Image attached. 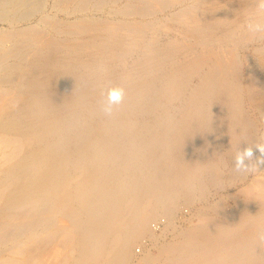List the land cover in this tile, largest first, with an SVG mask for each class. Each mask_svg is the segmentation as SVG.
<instances>
[{
    "label": "bare ground",
    "instance_id": "obj_1",
    "mask_svg": "<svg viewBox=\"0 0 264 264\" xmlns=\"http://www.w3.org/2000/svg\"><path fill=\"white\" fill-rule=\"evenodd\" d=\"M46 4L0 0V264H264V0Z\"/></svg>",
    "mask_w": 264,
    "mask_h": 264
},
{
    "label": "clouds",
    "instance_id": "obj_2",
    "mask_svg": "<svg viewBox=\"0 0 264 264\" xmlns=\"http://www.w3.org/2000/svg\"><path fill=\"white\" fill-rule=\"evenodd\" d=\"M253 31L261 30V26L257 25H250L249 26ZM123 98V90L122 89H109L107 95V102L102 106L101 111L104 115H111L113 111V105L119 103ZM258 149V148H257ZM258 155L261 157L262 162L259 167L264 168V153L260 149H258ZM253 148L252 147H245L243 150L238 151L235 155V169L237 171H250L252 169L249 168V165L246 161L253 158Z\"/></svg>",
    "mask_w": 264,
    "mask_h": 264
},
{
    "label": "rangeland",
    "instance_id": "obj_3",
    "mask_svg": "<svg viewBox=\"0 0 264 264\" xmlns=\"http://www.w3.org/2000/svg\"><path fill=\"white\" fill-rule=\"evenodd\" d=\"M49 2V3H48ZM50 3H51V0H47V4H46V10H48L49 12H51V13H54L53 11L54 10H52L51 8H50ZM59 15L62 17V15H61V13H59ZM36 15H34V16H32L31 18H29L28 20H26V21H23L22 22V24L24 25V24H26V23H31V22H33V21H35V19H36ZM29 21V22H28ZM0 26H2V27H5L6 26V23L4 22V23H2V22H0ZM244 54H245V64L244 65H248L249 67H250V70H251V72L254 74V76L262 83V84H264V67L262 66V64L260 63V61L258 60V58H256V56H254L253 54H252V51H251V48H247V49H245V51H244ZM247 59V60H246ZM258 128H259V130H258V135H259V133L263 130V128H262V125L260 126V125H258ZM261 128H262V130H261ZM214 197H216V196H214ZM184 210V211H183ZM186 210V211H185ZM189 209H187L186 207H183L182 209H181V214H182V212H183V214L184 215H186L187 216V214H189V212H190V210L188 211ZM188 212V213H187ZM161 217V218H160ZM160 219V220H159ZM163 219V220H162ZM154 221L158 224H156V223H154ZM153 222H152V224L151 225H153L154 227H158V226H160V228L161 227H163L162 226V224H164V217L163 216H159L157 219H155ZM155 224V225H154ZM157 225V226H156ZM160 228L159 229H157L156 228V230L157 231H159L160 230ZM140 241H142V242H140ZM145 241V243L147 242L146 240H145V238H143V239H140L139 241H137L136 242V244H135V246H134V250H135V252H137V253H140L141 252V248H142V243ZM141 244V245H140ZM140 245V246H139ZM148 245H146V247H147Z\"/></svg>",
    "mask_w": 264,
    "mask_h": 264
}]
</instances>
